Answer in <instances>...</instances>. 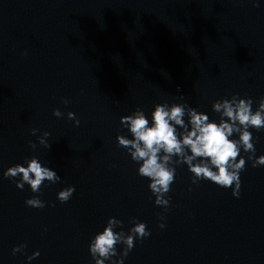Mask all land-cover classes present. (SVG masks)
Masks as SVG:
<instances>
[{"label":"water","instance_id":"obj_1","mask_svg":"<svg viewBox=\"0 0 264 264\" xmlns=\"http://www.w3.org/2000/svg\"><path fill=\"white\" fill-rule=\"evenodd\" d=\"M255 4L0 0V264H94L89 242L109 218L121 221L115 232L127 234L135 219L151 233L123 264H264V166L252 168L241 150L238 198L231 187L193 185L177 166L165 211L115 140L132 138L122 116L139 108L151 122L156 104H187L218 122L212 103L236 94L252 99L254 112L264 96V0ZM248 130L255 157L264 156V129ZM44 132L48 149L38 143ZM33 156L60 177L39 193L3 178ZM70 186L61 204L57 193ZM34 196L44 208L25 205Z\"/></svg>","mask_w":264,"mask_h":264},{"label":"clouds","instance_id":"obj_2","mask_svg":"<svg viewBox=\"0 0 264 264\" xmlns=\"http://www.w3.org/2000/svg\"><path fill=\"white\" fill-rule=\"evenodd\" d=\"M253 6H257L255 0ZM62 103L67 105L69 101L62 100ZM252 104V99L239 98L236 94L214 101L211 110L218 115V122L210 121L208 115L183 103L154 105L151 122L144 111L137 108L130 115L122 116L119 121L132 138L117 135L116 144L125 149L130 159L139 165L137 175L149 181L147 188L155 197L154 206L165 211L169 207L167 194L174 182L176 167L180 165H185L191 173L193 185L205 180L220 188L231 187L232 196L238 198L239 173L245 170L246 164L240 155L241 150L248 154L247 160L251 162L252 168L264 166V156L255 157L253 136L248 130L264 129V96L258 100L254 112ZM52 115L59 119L64 114L59 109H54ZM67 119L73 121L74 126H79L80 122L74 113L68 112ZM37 131L33 129L29 134L36 135ZM234 135H238V139H231ZM48 136L49 133L44 132L38 138L39 145L46 149L50 147L46 143ZM28 146L35 149L36 144L29 142ZM24 164L26 167L17 164L3 172L4 179L15 180L19 177V182L15 184L17 189L22 190L27 185L32 193H39L45 181L48 184L60 181L56 172L42 166L35 156L25 159ZM74 191V186L67 187L57 193L56 200L61 204L66 203ZM25 205L33 209L45 207L38 196L25 200ZM159 219L163 220L164 216H159ZM129 223L133 226L125 234L124 231H114L115 228L122 227L121 221L115 218L107 220L103 231L89 242L88 252L94 264H105L106 261L109 264H123L135 242L150 236L146 224L135 219ZM157 227L163 229L165 225L160 223ZM118 244L123 245V250L119 253V258L113 260V257H117ZM25 247L23 244L14 247L12 254L22 252ZM38 256L39 253L36 252L27 259L30 261Z\"/></svg>","mask_w":264,"mask_h":264}]
</instances>
